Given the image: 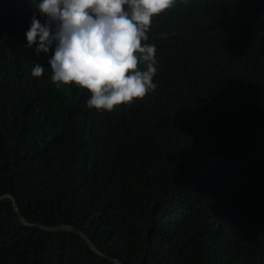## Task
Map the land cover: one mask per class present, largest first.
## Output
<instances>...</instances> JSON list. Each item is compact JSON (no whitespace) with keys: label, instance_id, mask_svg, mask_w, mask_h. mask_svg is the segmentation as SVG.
Masks as SVG:
<instances>
[{"label":"trees","instance_id":"1","mask_svg":"<svg viewBox=\"0 0 264 264\" xmlns=\"http://www.w3.org/2000/svg\"><path fill=\"white\" fill-rule=\"evenodd\" d=\"M33 11L0 0V264H264V0L159 14L158 87L110 112L51 81Z\"/></svg>","mask_w":264,"mask_h":264},{"label":"clouds","instance_id":"2","mask_svg":"<svg viewBox=\"0 0 264 264\" xmlns=\"http://www.w3.org/2000/svg\"><path fill=\"white\" fill-rule=\"evenodd\" d=\"M181 2L186 0H32L26 47L48 54L57 87L74 82L90 90L87 108L110 112L158 87L157 46L147 43L148 33L155 17ZM43 73L44 64L34 63L31 74Z\"/></svg>","mask_w":264,"mask_h":264},{"label":"water","instance_id":"3","mask_svg":"<svg viewBox=\"0 0 264 264\" xmlns=\"http://www.w3.org/2000/svg\"><path fill=\"white\" fill-rule=\"evenodd\" d=\"M8 197H12L14 199L15 208L21 214V210L19 208L17 200L11 194H5V195L1 196L0 197V202L3 201L4 199L8 198ZM22 218H23V221H24L25 224L31 225V226H35V227H39V228H43V229H54V230H63V231L76 230L88 240V242L90 243V245L92 246V248L96 252L101 253L99 251V249L97 248L95 242L83 230H81L79 227H77L75 225H72V224H60V225L47 226V225H44V224L31 223L24 216H22ZM105 256H107V255H105ZM109 258L111 260H113L114 262L118 263V264H123L121 261L117 260L116 258H113V257H109Z\"/></svg>","mask_w":264,"mask_h":264}]
</instances>
